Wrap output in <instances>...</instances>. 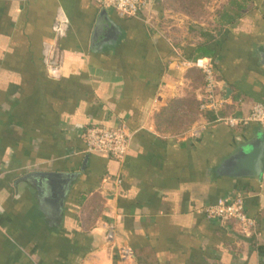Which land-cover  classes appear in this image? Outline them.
I'll return each mask as SVG.
<instances>
[{"label": "crops", "instance_id": "crops-1", "mask_svg": "<svg viewBox=\"0 0 264 264\" xmlns=\"http://www.w3.org/2000/svg\"><path fill=\"white\" fill-rule=\"evenodd\" d=\"M59 9L70 28L52 79L43 48ZM263 57L264 0H156L138 18L93 0H0V264H121L119 247L135 264H264V174L218 172L264 131L229 125L264 103ZM199 59L216 108H200ZM91 126L131 133L125 158L88 154ZM47 173L70 177L52 204ZM239 193L251 236L203 213Z\"/></svg>", "mask_w": 264, "mask_h": 264}, {"label": "built area", "instance_id": "built-area-1", "mask_svg": "<svg viewBox=\"0 0 264 264\" xmlns=\"http://www.w3.org/2000/svg\"><path fill=\"white\" fill-rule=\"evenodd\" d=\"M99 9L113 10L121 18H138L144 10L150 8L156 0H93ZM70 28V21L62 9L56 12L52 26L53 41L46 43L43 48V61L48 75L52 79H59L62 75V53L59 41L64 39ZM205 78V93L201 98L200 108H216L218 105L219 82L216 72L209 60L199 59L194 63ZM256 123L264 127V103L256 104L250 114L240 119L229 120V125H249ZM81 139L88 154H107L117 160H122L128 153L132 134L123 127L107 128L91 126L83 130ZM245 196L241 193L234 197H220L214 204L203 210L204 216L209 220H218L222 224L235 223L239 232L244 236H251L257 228L253 217H249L245 209ZM115 227H109V241L113 242ZM120 263L135 264L130 248L119 247Z\"/></svg>", "mask_w": 264, "mask_h": 264}, {"label": "water", "instance_id": "water-1", "mask_svg": "<svg viewBox=\"0 0 264 264\" xmlns=\"http://www.w3.org/2000/svg\"><path fill=\"white\" fill-rule=\"evenodd\" d=\"M218 172L224 177L260 181L264 174V131L259 130L253 139L226 158L221 163ZM40 178L50 189L47 202L51 204L57 202L60 196L63 197L65 188L70 183V177L57 173L41 174Z\"/></svg>", "mask_w": 264, "mask_h": 264}, {"label": "rangeland", "instance_id": "rangeland-1", "mask_svg": "<svg viewBox=\"0 0 264 264\" xmlns=\"http://www.w3.org/2000/svg\"><path fill=\"white\" fill-rule=\"evenodd\" d=\"M185 6V4H183V7ZM184 25H186V24H184ZM194 81H195V83L196 82H201V83H203V81L202 80H200L198 77H195L194 78ZM186 121H188L187 119H184V118H179L178 119V122H177V124H178V134H181L182 132L181 131H183V130H185L184 128H185V125L187 124V122Z\"/></svg>", "mask_w": 264, "mask_h": 264}, {"label": "trees", "instance_id": "trees-1", "mask_svg": "<svg viewBox=\"0 0 264 264\" xmlns=\"http://www.w3.org/2000/svg\"><path fill=\"white\" fill-rule=\"evenodd\" d=\"M202 72V71H201ZM203 74V73H202ZM203 77H204V74H203ZM217 80H218V78H217ZM204 86H205V78H204Z\"/></svg>", "mask_w": 264, "mask_h": 264}]
</instances>
